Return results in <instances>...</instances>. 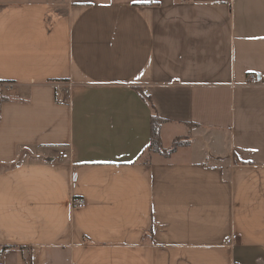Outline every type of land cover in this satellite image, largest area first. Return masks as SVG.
<instances>
[{"label": "crops", "instance_id": "0c3cea01", "mask_svg": "<svg viewBox=\"0 0 264 264\" xmlns=\"http://www.w3.org/2000/svg\"><path fill=\"white\" fill-rule=\"evenodd\" d=\"M0 80V264H264V0H0Z\"/></svg>", "mask_w": 264, "mask_h": 264}, {"label": "built area", "instance_id": "2783aa9c", "mask_svg": "<svg viewBox=\"0 0 264 264\" xmlns=\"http://www.w3.org/2000/svg\"><path fill=\"white\" fill-rule=\"evenodd\" d=\"M248 84H257V78L255 75H250L247 79ZM16 83L12 80H0V120L2 116V107L5 101L9 98L11 93L15 90ZM57 85V89H58ZM58 154L61 158H68V153L64 150H59ZM72 207H82L85 205V200L83 198H73L71 201ZM236 234H230L226 236V241H234L236 239Z\"/></svg>", "mask_w": 264, "mask_h": 264}, {"label": "trees", "instance_id": "16d2710c", "mask_svg": "<svg viewBox=\"0 0 264 264\" xmlns=\"http://www.w3.org/2000/svg\"><path fill=\"white\" fill-rule=\"evenodd\" d=\"M142 94V97L145 98L144 94ZM160 125H161V119L157 115V113L154 112V114L151 116V131H150V140L148 144V148H153L155 152L158 153H170L174 151L177 146L184 145V141L182 140H176L173 145L167 149L163 148L161 145V139H160ZM6 167V165H5ZM29 262V261H28Z\"/></svg>", "mask_w": 264, "mask_h": 264}, {"label": "rangeland", "instance_id": "374dc122", "mask_svg": "<svg viewBox=\"0 0 264 264\" xmlns=\"http://www.w3.org/2000/svg\"><path fill=\"white\" fill-rule=\"evenodd\" d=\"M182 142H183V141H182ZM213 144H214L213 142L210 144L211 148H212ZM201 145H202V144L200 143L199 147H200ZM199 150H201V149H199ZM153 153H156V152L153 150V148H148V149H147V152H145V155H144L143 157H144V158L147 157V156L149 157V156H150L151 154H153ZM199 154H202V153L199 152L198 155H199Z\"/></svg>", "mask_w": 264, "mask_h": 264}]
</instances>
